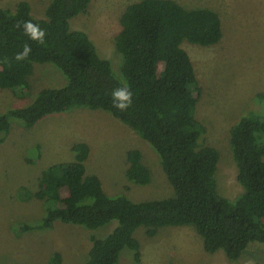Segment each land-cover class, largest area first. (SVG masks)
I'll use <instances>...</instances> for the list:
<instances>
[{"label":"trees","instance_id":"trees-1","mask_svg":"<svg viewBox=\"0 0 264 264\" xmlns=\"http://www.w3.org/2000/svg\"><path fill=\"white\" fill-rule=\"evenodd\" d=\"M92 0H50L44 18H36L26 0L14 8L0 7V89L25 96L34 63H51L66 82L40 89L26 106L0 114V142L17 118L26 127L46 115L78 108L103 110L144 139L159 158L174 194L168 198L133 201L123 194H108L96 174H88L85 161L89 145L75 142L72 160L43 168L39 175L44 217L23 223V231L51 228L56 221L96 228L116 220L103 237H90L84 264H116L121 250L133 251L140 260L139 227L153 236L167 225H191L203 238L207 252L222 249L237 259L252 242L264 245V111L240 115L229 130L236 179L242 192L228 199L217 189L215 171L219 152L205 143V127L195 111L201 95L184 41L210 46L222 38L217 12L208 8L186 9L174 0H140L123 11L115 44L121 53L120 76L108 59L99 55L87 33L73 29L70 20L85 12ZM45 31L44 43L29 39L23 22ZM18 24L20 26H18ZM31 47L26 59L17 53ZM128 86L131 106H113L114 89ZM264 101V90L257 93ZM126 178L139 185L150 181V170L141 152H127ZM33 194L21 186L18 198ZM61 261L58 252L52 262Z\"/></svg>","mask_w":264,"mask_h":264},{"label":"rangeland","instance_id":"rangeland-1","mask_svg":"<svg viewBox=\"0 0 264 264\" xmlns=\"http://www.w3.org/2000/svg\"><path fill=\"white\" fill-rule=\"evenodd\" d=\"M19 0H0V7L14 8ZM36 18H44L50 0H26ZM140 0H92L85 12L70 20L73 29L88 34L100 56L108 59L120 76L122 61L115 39L121 29L125 8ZM186 9L208 8L218 13L222 38L210 46L184 41L201 86L195 116L205 127V143L219 152L215 171L217 189L235 199L242 187L236 179V164L231 153L229 130L240 115L264 111L257 93L264 90V0H174ZM25 96L0 89V114L28 105L44 87L66 82L51 63H34ZM0 142V264H84L90 237H103L116 225L87 228L56 221L49 229L23 231V223H36L44 215L39 186L40 171L54 163L72 160L75 142L89 145L85 161L88 174H96L108 194H123L133 201L171 197L169 183L158 156L135 131L103 110L78 108L46 115L26 127L17 118ZM138 149L141 161L150 170V181L139 185L125 176L127 152ZM31 190L30 200H20L18 189ZM140 243V260L133 251L121 250L116 264H264V245L252 242L237 259H228L222 249L207 252L203 238L191 225L160 227L153 236L144 227L135 231Z\"/></svg>","mask_w":264,"mask_h":264},{"label":"clouds","instance_id":"clouds-1","mask_svg":"<svg viewBox=\"0 0 264 264\" xmlns=\"http://www.w3.org/2000/svg\"><path fill=\"white\" fill-rule=\"evenodd\" d=\"M18 26L20 25L18 24ZM22 26L25 35H27L29 39L35 40L39 44H43L45 42L44 41L45 31L41 29L39 25H36L31 21H24ZM30 53H31V47L25 44L23 52L17 53L15 59L16 60L26 59ZM112 97H113V106L121 111H124L131 106L132 92L130 91L127 85L121 88L114 89L112 92Z\"/></svg>","mask_w":264,"mask_h":264}]
</instances>
